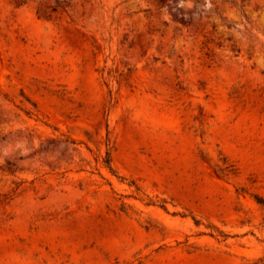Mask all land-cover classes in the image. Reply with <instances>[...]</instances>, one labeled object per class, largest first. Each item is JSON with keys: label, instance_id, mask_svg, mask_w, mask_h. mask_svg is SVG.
Returning <instances> with one entry per match:
<instances>
[{"label": "rangeland", "instance_id": "obj_1", "mask_svg": "<svg viewBox=\"0 0 264 264\" xmlns=\"http://www.w3.org/2000/svg\"><path fill=\"white\" fill-rule=\"evenodd\" d=\"M260 197L264 0H0V264H262Z\"/></svg>", "mask_w": 264, "mask_h": 264}, {"label": "trees", "instance_id": "obj_2", "mask_svg": "<svg viewBox=\"0 0 264 264\" xmlns=\"http://www.w3.org/2000/svg\"><path fill=\"white\" fill-rule=\"evenodd\" d=\"M112 171H113V169H112V167L111 166H108ZM257 201L260 203V205L264 208V198H257ZM262 264H264V258H263V262H262Z\"/></svg>", "mask_w": 264, "mask_h": 264}]
</instances>
